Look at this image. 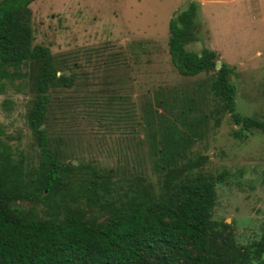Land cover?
<instances>
[{"label": "rangeland", "instance_id": "374dc122", "mask_svg": "<svg viewBox=\"0 0 264 264\" xmlns=\"http://www.w3.org/2000/svg\"><path fill=\"white\" fill-rule=\"evenodd\" d=\"M188 1H31L32 43L60 62L58 74L73 77L70 86L50 90L45 125L69 164L116 168L121 184L129 171L142 168L158 193L172 163L206 155L174 183L197 172L222 173L211 218L228 223L235 242L246 244L264 224V132L251 128L234 136L237 125L227 112L214 123L209 74L181 76L172 67L167 22ZM192 20L193 38L185 47L212 49L217 64L234 66V110L264 122V0H197ZM32 96L24 78L5 82L0 92V139L27 168L39 158L25 119ZM192 117L199 137L169 159L162 142L167 128L184 130L182 120Z\"/></svg>", "mask_w": 264, "mask_h": 264}, {"label": "trees", "instance_id": "16d2710c", "mask_svg": "<svg viewBox=\"0 0 264 264\" xmlns=\"http://www.w3.org/2000/svg\"><path fill=\"white\" fill-rule=\"evenodd\" d=\"M31 1L0 0V92L14 78L28 83L33 96L25 119L39 153L35 166L27 168L0 139V264H264V224L258 238L238 244L228 223L211 218L214 184L222 173L197 172L174 183L198 169L206 155L167 167L160 193L142 168L129 171L121 184L116 168L100 172L62 158L45 125L49 92L70 86L73 77L58 74L60 62L46 46L32 43ZM196 7L197 0H189L168 19L172 67L181 76L209 74L214 123L227 112L237 125L234 136L242 138L251 128L264 132L262 120L234 110V66L217 64L212 49L185 47L193 38ZM195 118L182 120L184 130L167 128L162 142L169 159L179 158L199 135Z\"/></svg>", "mask_w": 264, "mask_h": 264}]
</instances>
